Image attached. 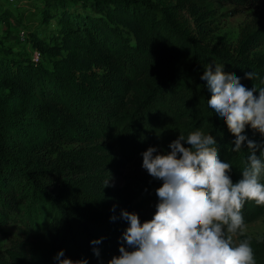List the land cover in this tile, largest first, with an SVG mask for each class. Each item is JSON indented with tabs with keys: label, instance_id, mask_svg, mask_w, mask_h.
<instances>
[{
	"label": "trees",
	"instance_id": "1",
	"mask_svg": "<svg viewBox=\"0 0 264 264\" xmlns=\"http://www.w3.org/2000/svg\"><path fill=\"white\" fill-rule=\"evenodd\" d=\"M263 1L40 0L42 22L54 27L32 45L48 63L0 48V228L23 236L0 246V264H57L60 249L88 264L118 255L121 210L140 216L134 184L116 182L135 138L170 151L180 132L201 131L238 180L247 150L231 151L234 134L207 111L202 76L211 63L249 88L264 86V55L253 53L264 44ZM208 4L251 10L235 44L211 40L202 19ZM10 17L2 6L0 20ZM252 70L253 80L245 76ZM244 131L264 141L250 126ZM141 179L162 183L147 170ZM250 207L264 213L254 201L242 211ZM250 237L264 264V240Z\"/></svg>",
	"mask_w": 264,
	"mask_h": 264
},
{
	"label": "clouds",
	"instance_id": "2",
	"mask_svg": "<svg viewBox=\"0 0 264 264\" xmlns=\"http://www.w3.org/2000/svg\"><path fill=\"white\" fill-rule=\"evenodd\" d=\"M245 76L253 80L257 74L252 70ZM202 81L210 116L225 121L234 134L231 151L247 150L240 178L233 181V165L221 158L217 141L201 131L180 132L170 151L148 146L141 153L142 167L162 181L155 189L156 210L143 221L138 212L121 210L127 227L119 254L107 264H257L242 209L247 201L264 206V141L249 139L244 130L250 126L264 136V86L249 88L240 76L225 75L223 67L211 63L205 65ZM108 184L109 178L104 186ZM93 251L99 255L98 248ZM54 259L57 264H88L87 258L66 257L64 249Z\"/></svg>",
	"mask_w": 264,
	"mask_h": 264
},
{
	"label": "rangeland",
	"instance_id": "3",
	"mask_svg": "<svg viewBox=\"0 0 264 264\" xmlns=\"http://www.w3.org/2000/svg\"><path fill=\"white\" fill-rule=\"evenodd\" d=\"M40 0H0V10L11 12V17L8 20H0V48H9L13 52H19L23 56L30 58L33 62L41 60L47 64L46 56L38 57V61L34 59L35 52L38 49L32 45L33 39L37 37L48 38L50 29L54 27V21L49 24H44L41 20L39 11ZM264 5V1L261 6ZM251 10L243 9L236 14H233L227 7H218L208 4L204 6L202 19L204 24L211 26L212 31L210 38L213 41H220L224 44H235L245 20L250 17ZM200 19V16H199ZM25 31L24 37H19V31ZM40 53V52H39ZM256 55H264V44L256 48L253 52ZM133 147L129 149V162L126 163L120 175L117 176V183L131 182L136 188L138 194L136 203L140 207L141 218L149 219L155 212V204L157 195L155 189L158 187L153 183L143 181L142 174L146 169L142 167L143 157L142 151L147 148L138 139L132 140ZM249 209V210H248ZM242 211L247 229L246 233L250 236H264V213L256 215L252 213L251 207ZM23 239V236L17 232L13 226L3 225L0 228V246H12L16 241Z\"/></svg>",
	"mask_w": 264,
	"mask_h": 264
},
{
	"label": "built area",
	"instance_id": "4",
	"mask_svg": "<svg viewBox=\"0 0 264 264\" xmlns=\"http://www.w3.org/2000/svg\"><path fill=\"white\" fill-rule=\"evenodd\" d=\"M9 1H15V0H9ZM1 9H2V7H1ZM24 34H25V31H24L23 29H21V30L19 31V37H20V38H23V37H24ZM34 54H35L34 59H35L36 61H38V57H39L40 53H39V52H35Z\"/></svg>",
	"mask_w": 264,
	"mask_h": 264
}]
</instances>
